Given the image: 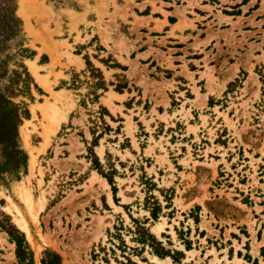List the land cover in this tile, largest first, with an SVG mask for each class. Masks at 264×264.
<instances>
[{"label":"rangeland","instance_id":"374dc122","mask_svg":"<svg viewBox=\"0 0 264 264\" xmlns=\"http://www.w3.org/2000/svg\"><path fill=\"white\" fill-rule=\"evenodd\" d=\"M95 1L93 9L89 0H17L25 47L34 53L25 65L42 95L32 90L30 119L19 130L27 175L0 188V211L18 230L26 222L33 263L54 251L62 264H264V0H209L234 17L219 13L198 24L205 40L187 45L191 54L181 62L160 53L142 66L122 59L127 48L107 46L111 34L121 46L132 38L119 9L126 0ZM82 8L96 11V26L68 23L65 10ZM85 57L107 86L97 103ZM122 76L124 101L114 93ZM100 106L114 121L104 116L112 131L93 151L106 171L118 172L115 198L87 150L91 131L102 132ZM150 196L162 209L156 221L143 209ZM132 219H147L165 249L184 257L177 263L142 248ZM16 263L15 244L0 229V264Z\"/></svg>","mask_w":264,"mask_h":264},{"label":"trees","instance_id":"16d2710c","mask_svg":"<svg viewBox=\"0 0 264 264\" xmlns=\"http://www.w3.org/2000/svg\"><path fill=\"white\" fill-rule=\"evenodd\" d=\"M17 8V0H0V188L4 189H9L11 184L20 182L27 175L29 158L22 147L19 130L24 121L30 119L28 103L34 101L32 90L34 89L42 95L25 65V60L32 59L34 53L25 47L26 39L23 24L17 15ZM84 59L90 72L89 78L95 82L94 84L91 82L93 84L92 87L96 90L92 95L97 103L100 98V95H97V91L106 92L107 86L104 83L101 72L93 67L87 57ZM101 63L108 68L126 70L125 67H121L117 63L111 66L104 60H101ZM110 85L112 86L113 84L111 83ZM232 85L231 83L229 84V86ZM127 86L128 84L124 78L122 82L114 85V91L122 93L127 89ZM99 108L101 111L99 112V119L102 125V132L97 134L96 131H91L92 141L87 150L90 155L91 169L97 171L107 181L115 198L117 190L114 178L118 172L114 166L108 167L106 171L93 151L99 139L105 133L112 131L104 122V116L106 115L114 121L104 107L100 106ZM119 122H122V120H119ZM120 128L119 126L116 131L117 134ZM119 164L123 167L122 163ZM144 202L143 209L149 213L153 221H156L161 214V206L154 196L148 197ZM132 221L136 226L135 233L139 237L136 242L142 248L148 246L152 255L160 259L171 258L174 262H177V258L182 259L184 257L178 251L165 249L162 243L145 227L148 222L147 219L144 222L133 219ZM0 229L6 232L12 243L15 244L16 264H34L33 254L26 242L24 233L18 230L10 216L2 211H0ZM185 246L186 250L189 251L190 243L185 242ZM134 251H137V249H134ZM40 264H62V261L56 252L44 251Z\"/></svg>","mask_w":264,"mask_h":264},{"label":"crops","instance_id":"0c3cea01","mask_svg":"<svg viewBox=\"0 0 264 264\" xmlns=\"http://www.w3.org/2000/svg\"><path fill=\"white\" fill-rule=\"evenodd\" d=\"M151 2H153V5ZM238 2L239 0H229L228 4L234 5ZM88 4L93 9L97 5L95 0H91V2L89 0ZM111 6L112 5L108 3L106 11L108 15L112 14L113 10ZM216 7L230 9L227 7L223 8L221 5L210 2L209 0H126L122 6H119V9H126V22L129 24L128 30L132 38H126V43L124 42L121 46L120 39L111 34L107 46L108 48L115 47V51L117 52L120 49L124 50L127 48V54L123 53L122 59L129 62L136 61L140 66L149 65L157 61L156 57H158L160 53L164 54L165 57L170 55L175 62H181L183 56L185 57L186 54H191L188 48L192 44L197 42L202 43L205 40V36L200 37L199 35L207 30L198 29V24L205 26V23L208 24L210 20H217L219 13L222 18L228 19L234 17L222 14ZM196 10H198V12H196ZM144 11L148 12L145 13ZM65 13L70 14L68 15L70 19L66 16V19L69 21L68 23L72 24L76 20L78 29H80L84 21L86 23L90 22L93 26H96L98 22L96 11L84 12L82 8V10L68 9L65 10ZM120 14L118 13L116 15V22L121 19ZM189 14L194 16H189ZM90 16H92L91 20ZM171 18H173L174 21H170ZM135 19L139 21L137 22V27L134 29L132 25ZM104 22L108 23L109 19L107 18ZM189 22H192V24ZM221 24L227 25L229 23L225 21ZM108 27L112 29V26L109 24ZM93 33L100 38L98 30H93ZM208 44L209 43L202 47ZM199 52L201 51L199 50ZM183 53H185V55H182ZM129 55H133L134 58L131 59ZM124 65L127 67V71H125L127 74L130 70L129 63H125ZM176 67H182V65L178 64ZM176 74H179V71L176 72ZM114 93L124 96L122 99L118 100H125V94L123 92ZM126 94L129 95L128 92ZM144 135L145 137L147 136L145 133Z\"/></svg>","mask_w":264,"mask_h":264},{"label":"bare ground","instance_id":"6f19581e","mask_svg":"<svg viewBox=\"0 0 264 264\" xmlns=\"http://www.w3.org/2000/svg\"><path fill=\"white\" fill-rule=\"evenodd\" d=\"M33 70H34V69H33ZM33 70H32V71H33ZM33 72H34V71H33ZM33 74H34V76L37 78L36 73L34 72ZM37 79H38V78H37ZM41 85H42V82H41ZM49 108H50V107L42 108V113L44 114V116H47V113H48V109H49ZM27 144H28V143H27ZM20 196H21V198H22V201H23L26 205H30V203H31V199H30V197H29L27 194L24 193V195L21 194ZM18 223H19V222H18ZM18 225H19V229H20L22 232L26 233V234L28 235V237H29V231H28V226H27L26 222H24V221H20V223H19ZM29 239H30V237H29Z\"/></svg>","mask_w":264,"mask_h":264}]
</instances>
